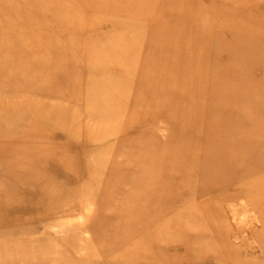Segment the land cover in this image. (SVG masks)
Returning <instances> with one entry per match:
<instances>
[{"label": "rangeland", "instance_id": "rangeland-1", "mask_svg": "<svg viewBox=\"0 0 264 264\" xmlns=\"http://www.w3.org/2000/svg\"><path fill=\"white\" fill-rule=\"evenodd\" d=\"M110 1L103 0L110 7L94 24L77 28L79 16L66 23L47 18L57 3L75 6L87 21L83 0H0V33L10 26L24 28L8 42L24 50L11 55L0 51V88L15 96L0 95V103L14 107L0 118L5 144L12 147L7 157L24 163L39 159L35 167L45 179L21 183L20 171L0 161V193H7L0 198V264H264V203L255 202L261 199L257 186L251 189L255 198L246 192L245 171L238 170L227 183L221 154L213 149L221 142L215 134L219 116L211 111L221 99L235 101L232 117L222 118L242 129L236 152L245 159L243 168L251 163L254 169L261 155L264 160V142L256 145L252 136L255 131L264 134V35L238 39L253 49L261 41L260 74L248 82L243 68L250 54L237 56L230 50L233 36L226 24L232 0ZM238 1L252 5L264 27V0ZM123 4L129 9L122 12ZM217 13L226 19L217 36L218 53L203 28ZM23 15L22 22L12 23ZM44 30L55 31L52 40L42 37ZM148 42L152 64L135 66L133 80L124 82L134 46L144 49ZM92 44L115 45L116 50L102 53L96 66L88 61L82 65L75 55ZM31 64L33 71L38 69V83L33 76L28 82L32 85L34 79L36 96L46 102L44 111L52 119L34 117L36 107L26 103L21 69ZM102 80L107 81L102 90L111 97L127 94L126 87L137 91L128 101L117 103L113 97L104 102L96 96ZM139 82L147 89L138 91ZM61 89L73 101H66L68 94ZM122 103L121 116H107ZM167 106L179 112L170 115ZM14 111L27 113L22 117ZM94 132L102 135L92 136ZM32 143L40 158L28 150L22 154ZM147 166L153 168L144 178ZM131 175L146 183L137 184ZM43 185L51 186L52 198Z\"/></svg>", "mask_w": 264, "mask_h": 264}, {"label": "bare ground", "instance_id": "bare-ground-1", "mask_svg": "<svg viewBox=\"0 0 264 264\" xmlns=\"http://www.w3.org/2000/svg\"><path fill=\"white\" fill-rule=\"evenodd\" d=\"M36 1H39V3H40L42 0H32V3H34V2L36 3ZM108 1L111 3L110 0H108ZM83 2L86 3L87 6H88V8H87V12H88V19H87V21L84 20L82 14L79 13L78 10H76V7L75 6L68 7L69 8L68 9V8H65L63 6L64 4H57V3H56L57 8L55 9V11H53L51 13V15L49 13V16H48L47 20L49 22H51L53 20H59V22H60V20H61V22L64 21L66 23L70 19L76 20L77 19L76 16H79L80 19H79L78 23L76 24V26H77V28H83V27H85L84 24H90V25L91 24H94L95 21H96V18L99 17V14L101 13V11L102 10L105 11V10L108 9L107 7H110V3H108L107 5H105V2H103V0H93V1H91V3H89V0H83ZM47 4H48V2H46L44 5H47ZM228 4H229V9H228L229 10L228 11L229 23H227L226 26L228 27V29L231 30V34H230L231 37L233 36V38H230L229 39L230 40V43H231V49L230 50H231V52L233 54H236L237 56L241 52H244V54L246 52L248 54H250V56H251L250 57V60L247 59V60H249V63H248V61L247 62H244V67H245V68H243L244 75L246 77V81H248V82L253 81L255 79L257 80V78L259 77V74H260L259 73V71H260V64L258 62L259 61L260 54H259L258 47L260 46L259 44H260L261 41H260V39H257V42H256V44H257L256 47L257 48L256 49L255 48L254 49L251 48L248 44L244 43L243 41L245 39L250 38L254 34L256 36H258V35H264L263 34L264 27H263V25H261L260 20H259V17L255 13L252 5H248V3L246 1H238V0L236 1V0H232V1H229ZM72 5H74V4H72ZM121 8H123V9H121V11L123 12V11H125L124 9H129V6L123 4ZM63 10L65 11V14L64 15H60V13ZM24 19H25V16L23 15V17L21 19L18 17V20L19 21L15 22L16 21L15 20L12 23L13 24H16V23L19 24L20 21L22 22ZM224 20H226L225 17H223V15L217 13V14H214V16L211 18V20L209 19L206 22L205 27L203 25L204 30L212 38V40H211L212 41L211 47H212V49L215 52H217L218 50H220L219 47H220L221 44H220V42H218L217 36L219 35V33L224 28L223 27L224 26ZM31 22H33V21L31 20ZM35 23L37 24L36 20H35ZM51 23H54V22H51ZM207 23H209V24H207ZM2 24L3 23L0 21V26ZM36 24H35V26H36ZM21 29H24V28H21L20 27L19 29H15L14 30L10 26L8 30L5 29L6 31L0 33V51H3V52L4 51H7V52H9V54L10 53L12 54L14 51H16L17 53L14 52V54H18V51L24 50L20 46H18L19 48L17 47L16 48L17 50H16L13 46H11L10 43H8L9 41H11L10 37H12V36L15 37L16 36V33L17 32H15V31L21 30ZM88 29H89V27H88ZM39 30L40 31H43V28L39 27ZM252 30H253V32H252ZM26 31H27V29H26ZM48 31L44 30V33H42V37H44L46 39L52 40L51 34L53 33V35H54L55 34V31L53 30L52 33L50 31L49 32ZM25 35H26L25 38L27 39V34H25ZM241 37L242 38H245V39L238 40ZM110 46L111 47H106V46H103V45L101 46L100 45L99 47L98 46L95 47V44H92L88 48H85V46H84V48H81V50L79 49V51L75 55V57H76L77 60L81 61L82 65H83V62H86V65H88L87 64V61L90 62L91 64L94 62L92 65H95L97 59L99 57H101L102 53H110L113 49H115V45H110ZM262 46L264 48V44H262ZM141 49H139L138 47H135L134 46V52L136 53V55H134L131 58V61H130V63H131L130 65L132 66L131 67V73L130 74L128 73V76L126 74L124 75L125 76V78H123L124 79V82L125 81L129 82L128 78L129 79L131 78V80H133L134 74L132 73V71H134L135 66H138V67L141 66V67L147 68L149 64H152V61H151L153 59L152 58V55H151L152 54V51H151L152 49H151V47L149 48V42H148L147 46L145 45V48L144 49H142V50ZM146 50L148 52L145 53ZM138 52H141V54L138 55ZM164 58L162 60L163 61L162 63L165 64L166 63V59H164ZM138 61H140V62L137 64L136 62H138ZM133 63H134V65H133ZM163 67H162V69H163ZM162 69H160V70L162 71ZM32 72H34V74ZM163 72H165V70ZM37 73H38V69H35L34 71L32 70V64H31V66H28V67L24 68L23 70L21 69V75L25 79L24 81L21 80V83H20L21 85H24V97H25V99H28L29 100V103L26 102L28 105L32 106L33 109H34V107H36L34 109V112H35V114L33 115L34 117L38 118L39 120L40 119H47L48 117H50V119H52L53 117L44 111L46 109L45 108L46 102H43L42 99L40 100L36 96L37 84L34 83V79L36 78V74ZM146 75H148V74H146ZM154 75H156V74L154 73L153 74V77H154ZM32 76L34 77V79H33V84L31 85L28 82V79L31 78ZM153 77H151L152 78L151 80H153ZM157 78H156V80H160L159 79L160 77L157 76ZM156 80H155V82H156ZM160 81L159 82L157 81L158 85H159V83L162 84L161 83L162 81L161 82ZM99 82L100 81L97 82L96 86H97L98 92H100V93H97L96 96L98 98H102L103 101L104 100L105 101L113 100L114 99L113 97H116L115 98L116 99L115 101H117V103H118V100L128 101L129 99H132L133 98V95L137 91V90L135 91V88L136 87H134V89H129L128 87H126V83H122L119 86V88H121V89L124 90V88L126 87V90H129V91L126 92L127 94H122V96H116V95L113 94V96L111 97L110 96V95H112L111 93L104 92V90H102V88L107 84V81L106 80H102L100 83ZM36 83H38L37 78H36ZM73 83H74V80L72 82H69V84L67 83L68 84L67 85L68 89H70L73 86ZM142 84H143V82L142 83L139 82L138 85H136V86H138V88H137L138 91H139V88L140 87H142L143 90L147 89V86L142 85ZM151 84H152V82H151ZM153 84H154V82H153ZM8 86H10V85H8ZM98 86H100V87L98 88ZM162 86H164V85H162ZM4 89H5V87H4ZM4 89L3 88H0V95L1 96H3V97H15V96H13L14 93H10V92H8V90L5 91ZM61 93L62 94H65L66 93L65 95L68 94V96H66L67 97V100L66 101H68V100L69 101H73L72 100V98H73L72 94L67 93L65 89H61ZM61 93H60V95L59 94H57V95L60 97L61 96ZM44 94H46V93H44ZM49 94H51V92L50 93H47L46 97H49L51 99L52 96H54V95H49ZM251 94L255 96L256 95V91L252 90L251 91ZM137 95L138 94H136V97H137ZM55 97L57 98V96H55ZM138 97H140V96L138 95ZM161 101H162V98H161ZM74 103H76V102H74ZM125 104L126 103H122L121 105H119L118 106V109H115V107H114V111H112V113H108L107 116L108 117H111V118L114 117V116H116V118H118L119 116L122 115V112L124 111V108H125L124 107ZM149 104H151V103H149ZM154 105H152L151 108ZM176 105L177 104H175L174 106H176ZM178 105H180V104H178ZM146 106L148 108V104ZM174 106H169V107L167 106V107H165L167 109V111H169L170 115H173V114H175L178 111V109L176 110V107H174ZM234 107H235V101L233 99H230V100H226V99L223 100V99H221L219 102L216 103V105H213L212 106L211 111H213L214 113H216V116H219V121H220V122H216V124H215V126L218 127V129H217V131H216L215 134H217L216 136H218L219 138H221V142L218 143V144L216 142L215 143V146L213 145V149L216 151V154H218V153L221 154L220 157H219V162L221 163V166H223V168H225V172H227V174H226V181H227V183L229 184V181L230 182L233 181L234 175L239 172L238 170L245 171V173H244V175L246 177L245 180H247V187H245L246 188V192L249 193V195L252 196L251 198H255L257 194L252 195L251 194L252 193V190L251 189L253 187L256 188V186H257L258 197L260 196L261 199H255V202L256 203L257 202L261 203V206H262V204L264 203V171H263V168H264V160H262L263 157L261 155L260 158L258 159L257 163L254 165V169L255 168L257 169L255 173H253L254 172L253 165H252V167H250V164L251 163L248 164V166H249L248 168L249 169L246 168V167L243 168V166H241V165H242V163L244 164L245 159H243V156L240 157V155L237 153L239 151V147L242 146V138L240 137L242 129H240L237 126L231 125L230 122L226 125V123L223 121L224 119L222 118V115H225V118L226 119L227 118L230 119V117H232V109ZM13 108L14 107L12 105L11 106H9V105L6 106L3 103H0V118H7V113L10 114L12 112V109ZM159 111H160V109H159ZM14 112H16L18 116L21 115L22 117L24 116V114L27 113L26 111H14ZM96 114H97V112H96ZM98 114L104 115L105 113H103V114L102 113H98ZM154 116H155V113H154ZM75 118H77V117H75ZM90 118H92L93 120L94 119L95 120H98V119L103 118V117L98 116L96 118L95 116H92L91 117V115H89V119ZM251 120H253V118H251ZM112 122H113V120H112ZM90 124H92V121H91ZM6 125H7V123H6ZM89 127L91 128V126H89ZM92 127H96V126H92ZM1 130L2 129H0V161H1V163H4L5 164L6 162H9L14 167H16L20 171L19 174H16V175L19 176L21 183H30L31 181H35V182L36 181H45V179L41 175H39V173H41L39 171V169L37 167H35L36 166V163L35 162H37L38 164L40 163V162H38L39 159H36V161L35 160H26L25 161L26 163H24V161L17 162L15 160V158H14L13 155L11 157H7V153L9 151V149H12V147H10L9 142L5 144V139H4L5 135L4 134L6 132L5 131H1ZM185 130H186V128L184 129V131ZM90 134H92V136H95V137H97L99 135V133H97V132L90 133ZM100 135H102V134H100ZM252 136H254L255 139H256V145H260V144H262L264 142V134H262L261 132L255 131V132L252 133ZM27 150H28V152L30 154L37 155V151H38L37 150V146H35L33 143L30 144V145H28V147H26L24 150H21L22 154H23V152H26ZM139 150H141V149L139 148ZM4 154H6V155H4ZM37 156L39 157V155H37ZM111 158H112V156H111ZM19 159L22 160V157L19 158ZM134 161L135 160L133 159L132 162H134ZM136 161L134 163H136ZM115 162H116V160H115ZM123 164H125V163H123ZM139 164L142 166L141 163H139ZM201 164H202L201 165V167H202L201 172H203V170H205L204 169V162H203V153H202V158H201ZM118 165L119 164L117 163V166ZM141 166H139V167H141ZM139 167H137V169H139ZM152 168H153L152 166L151 167L147 166V169L145 171L143 170L142 173L144 174V178L147 177V175H150L149 174V171H152L151 170ZM134 169H136V168H134ZM134 171L132 173H134ZM130 174H131V171H130ZM137 174L140 175V173H137ZM131 176H133V178L136 177L135 175H131ZM204 177H206V171H205V176ZM13 178H14V180H16V177H13ZM19 178H17V179L19 180ZM144 178L140 180V179H138V177H136L135 180H137V184L140 185L143 182L146 183V181H145ZM9 180H11V179H9ZM204 182L206 183L205 179H204ZM227 183H226V185H224L223 190H224V188H226L228 186ZM105 186H109L110 187V185H105ZM201 187H203V188L205 187L204 183L201 185ZM46 188H48V189H46ZM50 188H51L50 185H48V187H44V185H43V189H45V192L47 193V195L52 198L53 197V192H52V190ZM137 189H138V185H137ZM102 191H103V189H102ZM2 192L0 193V194H2L0 196L1 199H2V197L5 194H7L6 192H3V193ZM133 193H137V192L136 191L135 192L133 191ZM130 194H127V196H129ZM50 223H51L50 224L51 227H53L54 224L52 222H50Z\"/></svg>", "mask_w": 264, "mask_h": 264}, {"label": "built area", "instance_id": "built-area-1", "mask_svg": "<svg viewBox=\"0 0 264 264\" xmlns=\"http://www.w3.org/2000/svg\"><path fill=\"white\" fill-rule=\"evenodd\" d=\"M180 264H182V263H180Z\"/></svg>", "mask_w": 264, "mask_h": 264}]
</instances>
